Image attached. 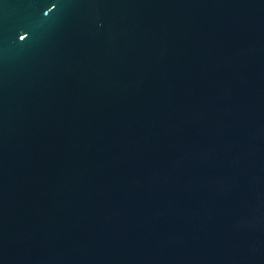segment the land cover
<instances>
[{"label": "water", "instance_id": "1", "mask_svg": "<svg viewBox=\"0 0 264 264\" xmlns=\"http://www.w3.org/2000/svg\"><path fill=\"white\" fill-rule=\"evenodd\" d=\"M0 264H264V0H0Z\"/></svg>", "mask_w": 264, "mask_h": 264}]
</instances>
